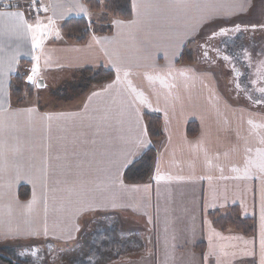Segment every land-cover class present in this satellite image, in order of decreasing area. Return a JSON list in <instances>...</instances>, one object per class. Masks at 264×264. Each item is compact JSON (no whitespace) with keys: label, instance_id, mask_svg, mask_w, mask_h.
I'll list each match as a JSON object with an SVG mask.
<instances>
[{"label":"crops","instance_id":"0c3cea01","mask_svg":"<svg viewBox=\"0 0 264 264\" xmlns=\"http://www.w3.org/2000/svg\"><path fill=\"white\" fill-rule=\"evenodd\" d=\"M86 1L41 0L37 19L26 0L0 11L23 13L0 17V254L27 264H262L264 126L250 122L264 120V108L220 93L229 78L197 52L245 0H130L129 20L107 15L106 0H96L97 12ZM70 18L90 24L83 45L61 32ZM37 21L48 27L34 48L27 25ZM21 61L45 83L47 74L62 85L86 69L114 78L70 107H17L10 81ZM147 115L160 119L156 142ZM152 146L150 178L125 183L124 171ZM231 209L254 221L252 234L214 224ZM75 243L89 257L70 256Z\"/></svg>","mask_w":264,"mask_h":264},{"label":"trees","instance_id":"16d2710c","mask_svg":"<svg viewBox=\"0 0 264 264\" xmlns=\"http://www.w3.org/2000/svg\"><path fill=\"white\" fill-rule=\"evenodd\" d=\"M88 9L92 12L100 10L101 5L96 0H87L85 2ZM105 12L107 15L120 20H129L132 17V10L130 0H106ZM61 32L68 41L74 42L77 45H83L90 36V24L83 18H70L64 21L61 25ZM182 60L186 63L192 62L191 57L187 54L182 56ZM30 63L27 61H21L18 68V73L11 77L10 81V97L12 102L17 107H25L32 105L34 100L38 101L37 107L40 110L50 109L58 110L65 107L72 106L71 104L77 103L86 91L93 85L102 82L111 81L114 78V73L109 70L99 69L97 72L86 69L80 72H75L69 82H64L62 85H57L55 77L46 76V83L50 86L47 87V92L50 91L49 98H52L54 104L43 107V98L40 90H36L34 86L25 83V76L30 71ZM79 78H76V77ZM55 79V80H54ZM73 82V83H72ZM46 84V85H47ZM53 88H50V87ZM67 95H69L67 97ZM147 122V131L150 139L156 142L160 138L159 127L160 119L156 116H145ZM197 133V126L195 124H189L187 128V135L194 137ZM156 147H150L144 152L137 160H135L123 173V181L127 184H143L145 183L153 173ZM21 198L28 195V189L21 187L19 189ZM217 216V218L215 217ZM214 224L221 230L234 229L245 235L252 234L254 232V221L251 219H239L235 209H231L225 216L220 217L218 215L212 216ZM0 264H16L13 260L9 259L5 255L0 254Z\"/></svg>","mask_w":264,"mask_h":264},{"label":"flooded vegetation","instance_id":"af4514ba","mask_svg":"<svg viewBox=\"0 0 264 264\" xmlns=\"http://www.w3.org/2000/svg\"><path fill=\"white\" fill-rule=\"evenodd\" d=\"M197 52L200 61L229 78L225 91L234 102L264 108V0H254L248 15L236 16L201 39Z\"/></svg>","mask_w":264,"mask_h":264},{"label":"rangeland","instance_id":"374dc122","mask_svg":"<svg viewBox=\"0 0 264 264\" xmlns=\"http://www.w3.org/2000/svg\"><path fill=\"white\" fill-rule=\"evenodd\" d=\"M103 3V2H102ZM253 4H254V0H245V2H244V7H243V10H242V12L240 13V14H243V15H248L249 13H250V11H251V9H252V6H253ZM102 14H104V13H101V15L100 16H102ZM239 16V15H238ZM100 18L101 17H96V19H94V21L95 22H99L100 21ZM94 28L95 29H97L98 28V26H94ZM71 73V72H70ZM74 73H72V74H70V77H72V76H74L73 75ZM56 77H67V74H60V75H57ZM220 77V76H219ZM223 77L224 76H221L220 78H222L223 79ZM76 78H79L78 76L76 77ZM224 80V79H223ZM73 83V82H72ZM221 86H220V83H219V85L217 84V89H218V91L221 93V90L223 89V90H225V85H224V81H222L221 82ZM57 85H59V83L57 84ZM50 85L49 84H47V87H49ZM47 87L46 88H44L43 90H40L41 91V93L43 94L42 95V98H43V102H42V105H45V106H50V104H54V101H53V99L52 98H49V93H50V91L49 92H47ZM50 88H53L52 86L50 87ZM222 88V89H221ZM223 93L224 92H226V91H222ZM225 94V93H224ZM69 95H67V97H68ZM47 99V100H46ZM35 102L38 104V101H36V100H34L33 102H31V104H35ZM45 106H43V107H45ZM250 125L252 126V127H260V126H264V120H261V121H255V120H251V122H250ZM98 237L99 236H97V238L96 239H98ZM149 237H146V239H148ZM95 241V240H94ZM92 244H94L93 242H92ZM77 246V244L75 243V244H73V245H71L70 246V248L72 249V252H70L69 253V255L70 256H73L74 258H76V257H78V258H81V257H89V255L87 254V252H85L83 249L82 250H80V251H73V249L74 248H77L76 247ZM11 250V249H10ZM63 251V250H62ZM65 251H69V250H65ZM7 255L9 256V257H13V259L15 258L14 256H13V252L12 251H8L7 252ZM80 256V257H79ZM11 257V258H12ZM64 258H66L68 261H70V258L69 257H67V256H63ZM11 258H9V259H11ZM14 260H16V258L14 259ZM13 260V261H14ZM20 260V259H19ZM18 260V261H19ZM17 260H16V264H27V263H25V262H18ZM21 261V260H20ZM34 261V260H33ZM74 261H75V259H74ZM83 263H84V261H83ZM39 264V263H38Z\"/></svg>","mask_w":264,"mask_h":264},{"label":"snow or ice","instance_id":"6c2138e0","mask_svg":"<svg viewBox=\"0 0 264 264\" xmlns=\"http://www.w3.org/2000/svg\"><path fill=\"white\" fill-rule=\"evenodd\" d=\"M32 3L33 4H38V0H32ZM134 9L136 7V5L134 4L133 5ZM44 11H47V9L45 8ZM0 17H17L19 18L21 21L23 20V13L21 12H0ZM52 21L51 19L49 20V24H51ZM45 27H48V25H41L39 23V21H37L36 25L33 26L31 24L27 25V28L29 31L33 32L34 35H33V47H38L39 46V43L40 41L36 38L35 36V33L36 32H39L42 28H45ZM120 69L118 68L117 69V73H119ZM32 72L35 73L37 72V67L34 65L33 68H32ZM125 75H127V73H125ZM29 80H32V76H29L28 77ZM119 75H117V79L116 81H114V83H118L119 82ZM107 87H112V85H108ZM261 92H264V89H260ZM31 111V110H29ZM47 119H52L51 116L47 117ZM261 171H264V166L261 167ZM161 177L157 176L156 179L159 180ZM262 246H264V242H262ZM262 264H264V261H262Z\"/></svg>","mask_w":264,"mask_h":264},{"label":"built area","instance_id":"2783aa9c","mask_svg":"<svg viewBox=\"0 0 264 264\" xmlns=\"http://www.w3.org/2000/svg\"><path fill=\"white\" fill-rule=\"evenodd\" d=\"M21 0H0V11H12L19 7ZM25 9L28 11L31 19H37L42 13L41 0L38 4H33L32 0H26Z\"/></svg>","mask_w":264,"mask_h":264},{"label":"water","instance_id":"95a60500","mask_svg":"<svg viewBox=\"0 0 264 264\" xmlns=\"http://www.w3.org/2000/svg\"><path fill=\"white\" fill-rule=\"evenodd\" d=\"M32 76V80H29L28 77ZM25 83L31 86H34L35 89L40 90L46 87V83L43 79H36V73L29 71L25 76Z\"/></svg>","mask_w":264,"mask_h":264}]
</instances>
